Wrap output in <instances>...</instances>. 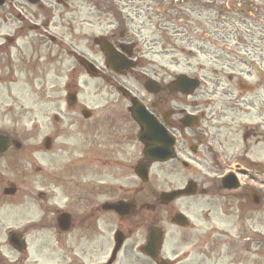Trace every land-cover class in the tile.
Masks as SVG:
<instances>
[{
	"label": "flooded vegetation",
	"instance_id": "flooded-vegetation-1",
	"mask_svg": "<svg viewBox=\"0 0 264 264\" xmlns=\"http://www.w3.org/2000/svg\"><path fill=\"white\" fill-rule=\"evenodd\" d=\"M246 20L257 21L254 28L263 31L264 0H0V120L9 115L12 104L24 108L20 102L23 88H37L38 120L47 119L49 123L47 132L39 134L40 146L34 152L37 205L43 217L54 216L49 223L56 230L53 241L43 240L42 247L57 251L61 244L69 243L65 264H90L91 257L93 264H120L118 259L127 243L130 242V251L126 258L139 253L140 245L135 240L139 227L145 229L142 234L146 241L155 212L168 208L165 228L172 226L174 232L183 234V248H193L202 259L191 260L186 254L179 261L158 259L149 260L150 264H264V184L256 190L243 182L234 190L228 187L233 185L230 179H222L230 171L240 179V169L260 174L264 167L252 159L222 158L217 137L221 135L218 129L223 111L210 109L209 103L202 101L206 95L202 88H220L221 73L212 68L213 78L207 80L203 75L205 67L196 66L202 72L199 75L187 71L182 60L185 57L216 64L221 58L220 49L228 52L230 60L244 62V80L254 82L249 85L233 76H228L226 82L233 83L239 95L250 98L239 102V96L232 100L230 111L243 103L256 110L264 129V37L246 41L245 35L252 29ZM147 26L152 30L157 26L162 36L157 38L152 33L145 37ZM228 42L232 47L223 44ZM176 44L180 59L168 47ZM143 45H148V49L144 50ZM181 77L197 81V88L191 92L186 81L179 83ZM62 79L64 101L56 99ZM91 80L96 81L100 93L103 90L107 94L101 96L102 105L97 103L93 109L78 100L80 89L87 87L84 81ZM68 95H74L73 100L68 101ZM199 95L201 101L195 99ZM136 103L146 108L153 130L161 137L164 134L174 139L171 160L160 163L144 157L145 146L138 140V125L130 114ZM119 109L127 116L116 112ZM85 112L87 119L82 117ZM42 131L44 126L39 130ZM256 131L243 133L242 142L246 144L252 138L254 147L260 145L264 149V131ZM123 144L135 149L140 146V160H135L137 153L132 152L127 162ZM14 153L0 158V183L6 169L9 171L18 161ZM227 163H235L231 165L233 170L226 169L205 181L183 176L174 185L167 179L171 192L188 188L192 195L166 204L160 203L151 186L155 167L169 174L190 170V175L191 171L201 173L197 170L222 172ZM138 166L146 173L145 183L135 176ZM111 173L125 174L113 178ZM120 180H125V187L129 188L113 184ZM8 188L13 186L7 184L1 189L0 203L9 197L5 193ZM195 197L202 202L196 208H187L191 213L198 212L201 224L195 228L190 223L185 228L172 224V217L182 213L176 210V202ZM64 201L70 204L68 233L75 222L80 233L73 241L61 239L66 233L58 231V203ZM119 202L131 205L132 210L118 216L103 209L105 204ZM78 204L84 205L81 212ZM107 217L113 222L111 239L106 238V233L112 231L108 230ZM9 220L8 213L1 211L0 236L4 237V245L0 243V264H26V237L34 226L15 232L11 231ZM158 221L163 222L160 218ZM46 225L37 223L35 230L48 229ZM12 233L21 243L20 252L9 244ZM235 247L239 251L235 252ZM221 250L222 254L228 250L233 260L221 261L217 254Z\"/></svg>",
	"mask_w": 264,
	"mask_h": 264
},
{
	"label": "rangeland",
	"instance_id": "rangeland-1",
	"mask_svg": "<svg viewBox=\"0 0 264 264\" xmlns=\"http://www.w3.org/2000/svg\"><path fill=\"white\" fill-rule=\"evenodd\" d=\"M262 13V12H261ZM235 17H239L238 15L233 14ZM240 19H243L240 18ZM250 27H252L251 32L247 33L245 35V39L248 42H251V40L257 41L258 38L264 37V29L260 28H254L255 25H257L256 22H251L250 20H246ZM151 26H147L146 29H144V36H150L152 33H154L155 37L162 36L160 31H158V27H153V30L150 29ZM150 29V30H149ZM148 30V31H147ZM245 34V33H242ZM236 39V35H235ZM234 39V42H235ZM230 41V40H229ZM263 42V41H262ZM221 44V43H219ZM229 48L232 47V43H223ZM172 49V55L177 56L179 54V46L176 44L174 47L173 45L168 46ZM143 49L147 50L148 45H143ZM244 51V50H243ZM240 51V52H243ZM219 55L221 56L220 59L216 60V64L214 62L210 61H203V60H190L186 59L185 57L182 58L183 62H186L187 66L185 69L187 71L191 72H197L199 75H202V72H199V69L196 68L197 65H202L203 68L205 67L204 74L207 80H210L213 78L214 70H218L221 74L218 76V79L220 81V88H202V91L206 92L205 96H202V101H206L209 103L210 109L218 108L220 111H223L222 118L220 119L221 123L219 124V133L221 134L220 137H217V141L219 143V151L222 153V158L227 161L230 157H237L239 160H254L256 162H259L264 167V149L259 145L257 147H254V141L252 138H249L246 144L242 142V135L246 131L250 132V130L256 129L257 133H260L264 131L262 128V119L257 114L256 110L248 109L245 107V105L242 103L240 106H237L233 111H230L231 106H229L233 101H235L239 96H242V99L239 100V102L243 100H248L250 98L249 95H239V90L235 88V85L233 83L229 84L227 83L228 76H233L234 78L238 77L242 78L241 80H244V76L242 72H245L246 67L244 62L241 61H233L231 56L228 54V52L218 50ZM163 55H166L163 54ZM178 57V56H177ZM180 59V57H178ZM190 60V61H189ZM214 64V65H213ZM232 64L234 65V69H232ZM213 65V66H212ZM180 71V69L178 68ZM83 77V76H82ZM246 78V77H245ZM80 81L81 78H80ZM247 84L251 85L252 81L244 80ZM64 82V79H62V82L57 87V94L56 99L64 101L65 97V86L62 84ZM87 84L86 88H81L79 91V100L82 102L85 106H87L90 109H93L95 105L100 104L102 105V97L101 96H107L105 91L102 90L100 93V89H97V84L95 80H91L90 82L84 81ZM235 82V80H233ZM209 83V82H208ZM83 84V82H82ZM210 86V84H209ZM216 90L214 93L213 91ZM24 91V98L21 102V105L24 107L22 109H19L18 106H15L12 104L11 110L9 115L5 116L4 119L0 120V130L15 136L19 140H21L23 144V150L21 152L14 153V155L18 158L17 162H14L10 170L9 168L6 169L5 172V179H2V182L0 183V196H1V189L4 187H7V184H10L16 188L15 195L8 197L7 199L3 200L0 203V212L3 211L5 213H8L9 216V227L11 230H14L16 232H20L23 230L24 226L31 228L28 232V235L26 237L27 243H28V259L26 264H65L68 260V251L66 246L69 243H65L64 245L61 244L58 249L52 250L49 246L48 247H42L44 242L43 240H46L47 242L53 241V238L55 236L56 230L50 225V220L53 221L52 215L49 216H42V213L40 212V208L38 207L37 198H36V186H35V164L37 156L34 154L36 153V150L39 148L40 144V135L41 133L47 132V125L49 124L47 119H41L42 122H39V116L37 113L38 110V97L36 95L37 88H23ZM260 94V92H258ZM195 99L201 101L200 95L197 96ZM228 103V104H227ZM116 112H119L122 117L127 116V113L125 115L122 113V110H116ZM44 124V125H43ZM44 126V131L39 132V130ZM257 126H260L259 131L257 129ZM254 138V137H253ZM61 142H67L61 141ZM60 148V147H58ZM123 151H124V157L127 162L130 161V153H134L137 155L135 158L140 160L141 157V147L137 146V149L131 148V145L126 146L123 144ZM13 155V154H12ZM129 156V157H127ZM66 159V156H65ZM134 160V161H135ZM65 161V160H64ZM229 163V162H228ZM227 163L226 166L222 169V172L217 173H211L209 171L205 170H197L201 173H195L191 171V174L189 175L190 170L183 171L181 173L178 172H172L168 173V171L162 169V168H153V182L151 184L152 187H154L156 193L167 190L169 185L166 182L167 179H170L173 184L176 185L178 181V177H185L193 179V180H202L205 181L207 178H213L211 176L221 175L224 173L226 169L233 170V167ZM127 169V168H126ZM221 169V167L219 168ZM125 173L127 172L124 170ZM236 171V170H234ZM241 171V172H240ZM123 174L118 173H111V177L116 178L123 176ZM239 173H241L240 180L242 182H248L249 184H252L253 188L256 190H259V186L264 184V172L257 174L255 171H248L244 172L243 169L239 170ZM246 174V175H245ZM85 177H89L88 175H85ZM22 180H26V183L22 184ZM132 181L133 184V180ZM111 182V181H110ZM113 183V182H112ZM113 184H117L118 186H125V182L123 180H120L119 182H114ZM180 185V184H179ZM125 188H129L128 186ZM173 188V187H172ZM263 188V187H262ZM261 188V190H262ZM171 189V188H170ZM169 190V189H168ZM245 193V192H244ZM202 201L199 199V197L182 200L179 202H176L175 208L176 210H179L181 212H185L186 214L191 216V224L193 225V228L198 227L201 224L202 218L198 217V212L193 211L191 213L187 206L196 208L199 206V204ZM59 210H67L70 209V204L67 203H58ZM78 211L81 212V209L84 208V205L78 204ZM168 208H164V211H156L154 218H152V223L156 220L162 219L163 221L168 216L167 212ZM183 212V213H184ZM143 214V212H142ZM147 215V214H146ZM46 219V220H44ZM145 222L148 224L149 220L146 217ZM46 222V227L48 229H43L39 232H37L36 224H41ZM151 223V222H150ZM142 224V223H141ZM155 224L159 227L164 226L165 223L161 221L155 222ZM234 224H236V221L234 220ZM77 223L75 222L73 229L66 233L65 235L61 236V239L73 241L76 240L79 232H77ZM113 222L110 217H107V227L108 230H112L111 232L106 233V238L111 239L113 238V230L112 227ZM145 225V224H143ZM257 229L259 227H256ZM174 227L169 226L167 227V230L169 231V235L164 238L162 249L159 253V258L166 259L170 262L172 261H179L182 260L183 256H186V254H189V259L191 260H201L202 258L197 256V251L193 248L191 249H184L183 244L180 241V238L183 234L177 233L173 231ZM245 229V227L242 228V230ZM248 229V228H247ZM32 230V231H31ZM237 231H241V228H238ZM250 231V230H249ZM145 229L142 227H139L137 231V238L135 239L137 241V246L143 245L144 241V234ZM231 234V233H230ZM109 237V238H108ZM4 237L0 236V243L4 245ZM130 243V242H129ZM129 243H127L126 249L122 251L118 261L120 264H124L126 262H135L136 264H150L149 260L139 251L137 256H134L132 259L126 258L125 254H127L129 249ZM62 246V248H61ZM222 251H217V254L221 257V261L226 262L233 260L231 257L229 258V252L226 250L222 254ZM234 251H239V247H235ZM233 251V252H234ZM240 255H243L241 253ZM15 258H18L19 255H14ZM216 254H212V260H215ZM236 259V255H234V260ZM93 260L91 257L90 264H93Z\"/></svg>",
	"mask_w": 264,
	"mask_h": 264
},
{
	"label": "water",
	"instance_id": "water-1",
	"mask_svg": "<svg viewBox=\"0 0 264 264\" xmlns=\"http://www.w3.org/2000/svg\"><path fill=\"white\" fill-rule=\"evenodd\" d=\"M133 117L138 122L139 125H141L144 129L143 133L140 135V140L146 143L148 146V149L145 151L146 156L150 159H160V160H166L169 159L172 156L171 153V140L166 135H160V133L156 130L152 129V121L150 120V117L147 115L144 109L141 107H135L133 110ZM162 134V133H161ZM155 144V147L153 145ZM19 145L13 141L10 140L7 136H4L0 134V156L4 155L8 150L14 148L17 149ZM162 147V148H160ZM178 192H174L171 195H163L161 197L162 200L165 199H172L176 196ZM186 192L182 191L178 193L185 194ZM180 217H178V221H180ZM66 221H63L61 224H59V227L61 229L66 228ZM161 241V234L159 231H155V229H151L148 236L147 244L142 248V251L149 256L151 259H156V253L158 250V246ZM11 243L15 244L17 246V242L15 240H12Z\"/></svg>",
	"mask_w": 264,
	"mask_h": 264
}]
</instances>
